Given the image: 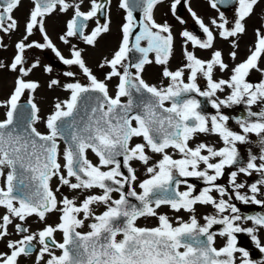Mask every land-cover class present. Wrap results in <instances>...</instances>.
Listing matches in <instances>:
<instances>
[{"label": "snow or ice", "instance_id": "snow-or-ice-1", "mask_svg": "<svg viewBox=\"0 0 264 264\" xmlns=\"http://www.w3.org/2000/svg\"><path fill=\"white\" fill-rule=\"evenodd\" d=\"M110 2L89 0V10L82 11L84 0H33L25 34L15 45L17 51L12 63L0 64L19 72L13 92L7 100L0 101V107L7 109L6 119L0 120V208L5 210L0 215V240L11 235L9 226H14L22 236L7 241L9 251L0 252V264H18L19 257L31 255L35 250L33 241L40 245L36 264H238L237 253L239 264H264V261L253 262L250 253L237 246L236 236L246 233L259 252L264 253L257 235L264 229V214L242 216L236 204L230 202L233 196L229 189L217 183L226 167L238 165L229 174L235 199L264 206V200L257 199L264 186V108L251 111L253 105L264 103V80L259 83L248 80L252 70L264 72L259 66L264 58V31L256 30L254 47L246 60L231 69L228 79L214 78L217 68L221 72L229 68L221 50H213L210 59L203 60L187 47L190 44L193 48L214 49L218 35L230 41L233 49L238 48L235 38L246 32V18L259 0H235L238 7L231 22L218 4L228 5L233 0H209L219 13L218 19L211 20L218 33L189 7L206 38L201 39L188 30L181 33L186 63L175 71L167 67L174 45L172 26L167 21L158 23L154 17V9L164 0H120L119 6L126 12L121 26L122 41L112 58H105L99 65L110 68L104 80H100L86 65L83 50L71 44L69 38L76 37L94 46L97 37L110 30V21L101 23L98 18V14L107 16ZM180 4L181 0H172L170 10L174 16ZM20 5L21 0H0V33L18 30L13 13ZM57 8L60 12L72 9L74 13L67 22L66 32L60 36L70 46L71 58L61 54L44 27V18ZM136 11L142 14L140 18L134 15ZM176 18L185 23L179 16ZM92 20H96V27L86 34ZM34 30L43 34L44 43L28 42ZM0 47H4L2 40ZM31 48L51 49L64 65L78 66L88 81L83 84L75 79V72L66 71L64 76L72 78V82L63 85L58 79L49 82V88L63 87L70 96L54 104L45 121L47 133L35 127L41 119L40 109L31 94L40 85L25 79L40 66L39 60L30 65L26 61L25 52ZM133 51L140 54L134 63L129 57ZM150 53L155 54L154 61L149 58ZM229 56L235 60L237 52L233 50ZM153 62L165 65L162 76L169 81L166 86L158 87L142 78L145 65ZM45 71L51 73L53 69L49 65ZM198 77L206 81L203 90L197 83ZM113 78L118 83L115 94L110 95L107 82ZM226 89L229 90L226 98L212 99ZM26 91L30 94L27 107L19 103ZM191 94L208 98L216 114L209 117L201 111L200 101ZM122 98H127L126 102ZM241 103L248 106L247 118L236 121L242 134L231 130L227 126L229 116L220 112L222 107ZM197 133L218 135L224 147L217 149L207 143L191 147L189 142ZM250 133L261 137V152L259 156L249 154L246 165H240L236 144L246 143ZM135 138L142 142L133 143ZM61 141L65 144L63 150ZM169 149L179 153L180 158H174ZM89 152L98 158L97 163L88 158ZM149 152L160 159L152 162ZM133 161L143 164L147 173V178L138 184L139 192L134 187L138 176ZM253 172L261 179L247 185L251 195L242 193L246 184L237 183L238 175L251 176ZM187 178L203 179L207 187L194 194L196 186L189 184ZM54 179L59 181L55 189ZM182 184L187 190H180ZM65 186L74 193H84L83 198L64 195L61 189ZM213 192L219 193L220 199ZM114 193L119 198H114ZM198 204L211 205L217 213L205 216L203 225L193 214L188 221L178 217L174 226L167 215L157 212L167 205L175 212L195 213ZM101 205L105 210L97 214L94 206ZM51 213L59 214L55 225L46 223ZM33 216L45 222L38 232H29L25 226ZM141 217H158L159 224L153 228L139 227L136 222ZM17 220L19 223H15ZM89 220L92 222L85 225ZM242 220L251 221L253 226L241 227L237 222ZM214 225H221V230L211 231ZM85 226L90 230L77 231ZM57 232L62 233L63 242L56 240ZM118 235L123 238L118 240ZM217 235L225 238L219 248L215 246ZM56 249L61 251L60 255Z\"/></svg>", "mask_w": 264, "mask_h": 264}, {"label": "flooded vegetation", "instance_id": "flooded-vegetation-1", "mask_svg": "<svg viewBox=\"0 0 264 264\" xmlns=\"http://www.w3.org/2000/svg\"><path fill=\"white\" fill-rule=\"evenodd\" d=\"M77 2H78V0H77ZM101 2H103V0H101ZM171 3H172V0H164V2L162 4H165L166 6H168L167 11H164V8H162V6H161L162 4L158 5L154 9V17H155V19H156V21L158 23H163V22L167 21L172 26V32L174 34V46L177 47V51H176L177 54L173 57V59H175L176 62H178L179 66L182 67V63H185V62H182V63H179V62L185 60V58H183L182 54H181L182 49L184 48L185 45H184V40H183L184 38L182 37L181 33L184 30H188V31L193 32V34L199 36L201 39H205L206 38L205 35L202 33V30L199 29L198 25H196L192 15L188 11V8L190 7L196 13V15L203 20L205 25L209 26L213 30L214 33H218V29H216L211 24V20L213 18H217L218 19L219 18V13L210 6L209 0H181V4L177 6L176 15L174 16L173 14H171L167 18L168 13H172L171 10H170ZM119 5H120V0H111L110 4H108L107 16L98 14V18H99L101 23H105V22H109L110 21V25H109L110 30L107 33H102L100 36H98L94 46L87 45V44H85L83 42L82 39H78L76 37L69 38L70 41H71V44H74V45L77 46V48L83 50L82 51V56H83V58L85 60L86 65L92 70L93 74L96 75L97 78L100 79V80H104L105 75H106L107 72L110 71V68L109 67L101 68L99 66H96L95 63H94V59H97L99 56H100L99 59L102 58V57H104V59L105 58L111 59L112 55L114 54V52L116 50H118V48H119V46L121 44V41H122L121 26L125 22L126 12H125L124 9H121ZM89 7H90L89 0H84V3L81 5V10L82 11H88ZM218 7H219L220 11L224 12V15L229 19L230 22L234 20V18L236 16V9L238 7V5L236 4L235 0H233V3L228 4V5H219L218 4ZM31 10H32V8H30L28 14H30ZM253 11H254V9H253ZM15 13H16V10L13 13L14 17H16ZM55 13L56 14L58 13V17L60 18L61 23H58L56 21V22L52 23V26L53 25L61 26V29H62V30H60L61 33H58V35L54 36V38H53L52 34L48 30H46V29L45 30L47 32L48 37L51 39L52 42L55 39L56 43L57 42L60 43L58 46H55V47L61 52V54L65 58H71V56H70V52H71L70 46L64 44L63 41H61V39L60 40H56V38H58L59 36L63 35L66 32V30H67V22L72 18L73 14H74L73 10L69 9L67 12H59V8H57L56 11H54L53 13H51L50 15H48V16H46L44 18V23H45V21H47V18H48V21H49V19ZM134 15L137 16V18H140V16L142 14L139 11H136V12H134ZM177 16L182 18L185 21V23H183V24L180 23L177 20V18H176ZM248 18H246V20ZM46 25H47V23H46ZM247 26L249 27V29L247 28ZM95 27H96V20L89 21L88 22V28L85 30L86 34H90V32ZM245 27H246V32L250 31V25L248 23H246V22H245ZM117 28H118V31H119V35L116 32ZM24 30H25V25L22 27L21 24H19L18 32L20 34H25ZM246 32L241 34V35H239L237 38H235L237 40V43H238V48H236V49L232 48L230 41H225L222 38H220L218 35L216 36V39H215V42H214V49L204 50V49H199V48H193L190 44L187 47H188L189 51H194L195 54L199 58H201L203 60L210 59L211 52L213 50H215V49L221 50L222 53H223L224 62L229 65V68H228V70H226L224 72L219 71V69L217 68L216 71H215V74H214V78L217 79V80H219V79H228L229 76L231 75V69L234 68L240 62L246 60L248 55L250 54V52H249L246 56H244L243 47H244L245 42H246V39H245L246 38V36H245ZM9 35L11 36V33ZM35 36H36V33L34 31L33 35L30 36V37L32 39ZM42 36H43V34H42ZM19 37H20V39L22 38L20 35H19ZM103 37H104L105 41H109L110 45L112 44V47L110 45H107V51L104 54L99 55V53H97L98 50H99L98 47L100 46L99 44H100L101 39ZM7 39H8L7 38V34L0 33V40H2V43H3L4 47L6 45H8V43H9V41ZM105 41H102V42L104 43ZM40 43H44V40H42ZM143 43H144V46H146V42H143ZM228 48H230L229 51H228ZM33 49L35 51H38V52L42 51L43 57L39 58V57H36L35 54H33L31 57L25 56L26 57V61L29 62V63H34L36 60H39L40 61V66H41V63L43 64L42 65L43 69H45V66H49L50 65L52 67V69L56 68L57 70H60V71L64 70L66 72L67 70L73 69L74 66H75V65H73V66L64 65L55 56L54 52L51 49L31 48L30 50L32 51ZM233 50H235L237 52V57H236L235 60H232L231 57L229 56V53L231 51H233ZM16 51L11 55V58L8 61V65H10L12 63L13 58L16 55ZM131 54L132 55H131L130 61H132V59H134V58L137 59V57L140 56V54L136 53L135 51L131 52ZM172 56L173 55H171V57ZM149 58L154 61L155 54L154 53H150L149 54ZM91 60H92V62H91ZM153 63H155V62H153ZM150 65L149 64L145 65L144 71L142 73V78L149 84L156 85L158 87L161 86V85L166 86L169 83V81L167 79L162 80L159 83H153V82H151L149 80L150 79L149 76H148L149 74L150 75L151 74H156V71L152 72V70L150 69L151 68ZM155 65H157V64H155ZM157 66H159V65H157ZM39 69L41 70V68H39ZM177 69L178 68H175L172 71H175ZM60 71H59V74L57 76H59V75L64 76V72H60ZM12 73H16L19 76V72L18 71L12 72ZM187 75H188V73L186 71L185 72V80L186 81H187ZM248 80L250 82L254 83V80L253 81L251 79H248ZM107 83L109 85L110 95H114L115 92H113L111 90V88H112V85L114 83H116V84L118 83V79L117 78H113L111 81H108ZM197 83L201 86L202 90L206 88V81L203 78H199L198 77ZM15 86L12 88V90L15 88ZM113 89L115 90V87ZM219 94L228 95L229 94V90L226 89L223 93L218 92L216 95H219ZM191 95L195 96V98L200 101V103H201V111H203L209 117L216 114L217 110L212 108L210 100L208 98L200 97V96H198L196 94H191ZM122 99L124 100V102H126V100H127V98H122ZM212 99H216V97H213ZM166 106H169V105H166ZM220 112L222 114H224V115L229 116V120H228V123H227L229 125V128H238V126L235 124V122L234 123L231 122V117H234V119H236L238 117L237 114H232L231 113V115H230L227 107H222L220 109ZM239 115H242V112ZM4 119H6V116L3 117V118H0V120H4ZM207 134L212 135L211 137H216L217 139H214V141H218V142L221 143L220 146L215 147V148L219 149V148L224 147V144H223V141L221 140V138L218 135L211 134V133H197L195 135V137L189 142L190 146L191 147H195L199 143L208 142L209 139H208V136H206ZM259 139H260V137H259ZM62 142L63 141L60 142L61 148H62V146L65 147V144H63L64 142L63 143ZM141 142H142V139H141ZM244 146H245V144L243 145V147H237V151L239 153V164L240 165H246L247 158H248L249 154L253 155V153H251L246 148H244ZM168 151H169L170 154L173 155L174 158H180L179 153L175 152L174 150L169 149ZM149 155L153 156V161L152 162H155L156 160L160 159L159 155H157V154H152V153L149 152ZM213 162H215V161H213ZM203 167L204 166L201 165V168H203ZM237 168H238V165H233V166L230 167V169H237ZM228 170H229V167H226L225 170H224L225 171L224 176L221 177L217 181L218 184H221V185L225 186L226 188H228V186H230ZM142 172H143V175H144L143 179H146L147 178V173H146V170H145V166L143 164H142ZM125 174H127V172H125ZM227 177H228V180H227ZM259 178H261L260 175L258 173H255V172H253L251 176H246V175L242 174L241 176H239V179L237 177V179H238L237 183H239V182H241V180H243V182H241V183H246L247 182V184H246V186H247V185H249L250 183L254 182L255 180H257ZM187 180H188L189 184H194L196 186L197 192L194 193V194H198L199 190H202L204 187H207V185L205 184L203 179L187 178ZM180 190L181 191L187 190L186 189V185L182 184L180 186ZM139 191L140 190H137V192H139ZM212 195L214 197H216L217 200L220 199L219 193L213 192ZM232 196H233V198H232L231 201L233 202V200H235L234 204H236V206L240 209V214L242 216L264 214V211H262L261 208H258L257 205H256V208H258V209L251 208L248 211H245L244 208H242L244 203H242V202L240 203V201L236 200L235 197H234V194H232ZM224 199L227 200L228 197L226 196V197H224ZM248 204H250V203H248ZM4 212H5V210L3 208H0V215H3ZM193 214L196 215V217H197L198 221L200 222V224L203 225L205 223V221H204V217L205 216H207V215H216L217 213H216V210H214L211 205H200V204H198L195 207V213H191L189 215V218ZM30 218H34V220H35V216L30 217ZM30 218L27 220L28 224L30 223ZM189 218H188V220H189ZM53 220H54V217H53ZM27 222H26L25 226L28 227ZM47 222H49V221H47ZM16 223H19V221L17 220ZM237 223H239L241 225V227H244V228L253 226L252 222H251V224H246L243 220L242 221H238ZM47 224H52V223H47ZM52 225H54V224H52ZM137 226H139V227H147V228L157 227V226L147 225V224H144V223L140 224V225L137 224ZM33 227L35 228V226H33ZM44 227H45V225L43 227H41V229H43ZM221 228H222L221 225H214L213 229L211 231L219 232L221 230ZM89 230H79V229H77V231H80V232H87ZM9 231H10L11 235L9 237H7L5 240H0V252H5V249H7V241L8 240H19V239L22 238V236L20 237L21 234L18 235V233H16L11 228V226H9ZM30 232H36V229L30 230ZM56 234H55L56 240L59 241V242H63V238L61 240H58ZM243 235H244V233H237L236 234V236H237V246L247 250L250 253V258L253 260V262L259 261L260 260V256L259 257L256 256L257 253L260 254L259 250L256 247L248 246L247 243L244 240V236ZM122 238H123L122 235H118L117 236L118 240H120ZM224 243H225V238L220 237V236L217 235L216 236L215 246L217 248H219V247H222L224 245ZM243 244H245V246H243ZM33 245L35 246V250L32 253V254H34V256L32 258L36 259V256L38 254V250L40 248V245L36 241H33ZM181 251H183V249H181ZM236 255L238 257V264H239V256H240V254L237 253ZM45 258L47 259L48 257L46 256ZM18 264H20V257L18 259Z\"/></svg>", "mask_w": 264, "mask_h": 264}, {"label": "rangeland", "instance_id": "rangeland-1", "mask_svg": "<svg viewBox=\"0 0 264 264\" xmlns=\"http://www.w3.org/2000/svg\"><path fill=\"white\" fill-rule=\"evenodd\" d=\"M33 1L32 0H21V5L18 7V9L16 10L15 13V18L18 21V26L19 24H21V26L23 27L26 23V21L29 18V10L30 8H33ZM162 8H164V11H167L168 6H166L165 4L161 5ZM60 12V11H59ZM173 13H168V16H170ZM58 22L61 23L60 18L58 17V13L54 14L48 21H45L44 23V27L46 30H48L53 38L54 36L58 35V33H61L60 30L61 26L58 25H53L54 27H52L51 23L54 22ZM246 23H248L250 25V31L246 32L245 36H246V42L245 45L243 47L244 49V56H246L250 51L251 48L254 47L255 43H256V30L260 29L262 31H264V0H259V3L254 6V11L251 14V16L245 21ZM47 23V25H46ZM247 28L249 29V27L247 26ZM36 33V36L33 37L31 39V37H29V41H36V42H41L43 39L42 33L39 30H34ZM116 32L119 35V31L118 28L116 30ZM23 37L24 34H20L18 32V30L14 31L11 33V36L9 34H7V40L9 41L8 45H6L4 48L0 47V64L3 65H8V61L11 58V55L16 51V43L20 40V37ZM174 36V34H173ZM255 37V38H254ZM254 38V39H253ZM56 40H60V36L58 38H56ZM184 40V39H183ZM102 41L104 40V37L101 39L100 42V46L98 47V52L99 55L104 54L107 51V45H110L109 41H105L104 43ZM55 46H58L60 43L55 41V39L52 42ZM112 47V44L110 45ZM230 48H228L229 51ZM177 47L173 45V52H172V57H170L167 67L170 70H173L175 68H179V64L178 62H176L175 59H173V57L177 54ZM33 54H35L36 57L42 58L43 54L42 51L38 52L35 51L34 49L31 51L30 49H27L25 52V56L31 57ZM182 57L185 58L184 56V48L182 49ZM100 57V56H99ZM99 57L97 59H94V63L96 66H99L101 63L104 62V57L100 58ZM99 59V60H98ZM92 62V60H91ZM185 62L186 60L180 61L179 63ZM182 63V66L185 64ZM28 64L30 65L31 63L28 62ZM156 63H152L150 65V69L152 70V72L156 71V74H149V80L153 83H159L162 80H165V78L162 76V71L163 68L165 67V65H155ZM42 63L41 66H39L36 69H33V71L29 74L28 77H26V80H30V81H36L39 83L40 87L31 94L32 98L34 99V102L37 104L38 108L40 109L39 112V116H40V121L37 122L35 124L36 128L41 132V133H47L48 129L46 128V124L45 121L48 117V115L51 114V112L54 109V104L58 101H63L69 98L70 93L65 91L63 89V87H59V86H54L52 88H49V82L52 79H58L61 82V85L68 83V82H72V78L66 77V76H62L59 75V71L56 68H53V71L51 73L46 72L45 69H43L42 67ZM260 68L264 69V58L261 59L260 64H259ZM41 68V70L39 69ZM67 71H73L76 73V80H79L81 83L86 84L88 83L87 78L83 75L82 71L79 69L78 66H74L73 69L67 70ZM13 71L10 70L9 67H0V101H5L9 98V96L11 95V93L13 92L12 88L15 86V81L18 77V75L16 73H12ZM60 72H65L64 70H61ZM248 79H251L252 81L254 80V83H259L261 80H264V72H260V71H256V70H252L249 74ZM116 83H114L112 85L111 90L113 92H115V90L113 89L115 87ZM113 94V93H112ZM226 94H219L216 95V98L218 97L219 99H224L226 98ZM30 98V94L26 91L20 99L22 100H26ZM262 108H264V103H258L256 105H253L251 107V111L253 112H259ZM229 114H237L238 117L236 119H234V117H231V122L234 123L238 126V128H230L231 130L237 132V133H241V129L239 127V124L236 122L237 119L239 118H247V112H248V106L245 103H241L238 105H232L231 107H227ZM6 111L7 109L5 107H0V118H3L6 116ZM242 115H239L241 114ZM227 126L229 127V125L227 124ZM242 134V133H241ZM202 135V134H201ZM203 136V135H202ZM206 136H208L209 141L206 142L209 145H212L214 147H218L221 145L220 142L218 141H214V139H217L216 137H211L212 135L207 134ZM210 137V138H209ZM261 139V137H260ZM260 139L258 136H256L255 134H248L247 137V142L246 143H239L237 142L236 144V148L237 147H243V145L245 144L244 148H246L248 151H250L251 153H253V155L259 156L260 152H261V145H260ZM141 139L140 138H135L133 140V143H140ZM63 143V142H62ZM64 144V143H63ZM63 146L61 148V150H63ZM259 153V154H258ZM252 155V154H251ZM88 158L95 164L98 162V158L91 152L88 153ZM61 163H63V160H61ZM257 163H259V161H257ZM132 166L136 169V174L138 176V181L136 182V184L134 185V187H136V190H140L138 187V184L140 181L143 180V172H142V164L139 161H133L132 162ZM237 169H230L228 170V176L230 174L231 171H236ZM256 173V172H255ZM242 174L238 175V179L239 176H241ZM237 179V181H238ZM261 179V178H259ZM259 179L255 180L254 182L258 181ZM228 180V177H227ZM74 182V181H73ZM241 182H243V180H241ZM239 182V183H241ZM252 182V183H254ZM59 184V181L54 179L52 181V187L55 189ZM247 184V182L245 183ZM251 184V183H250ZM249 184V185H250ZM229 189V193L232 195V189H231V185L228 186ZM61 191L63 192L64 195L68 196L69 198H72L74 196H78L80 199L83 198L84 193L81 192H73L72 190H70L69 188H67L66 186L63 187L61 189ZM95 192L99 193L100 190L96 189L94 190ZM242 193H247L248 195H251L248 187L246 186L245 189L241 190ZM57 196L59 197L60 194L57 193ZM114 198H119L118 194L114 193L113 194ZM257 199L260 200H264V186L261 187V193L257 194ZM232 202V201H230ZM235 200H233L232 203H234ZM77 203H79V200H77ZM241 203V202H240ZM96 213L99 214L101 212H103L104 206H94ZM258 208H261L262 211H264V206L262 205H257ZM213 208V207H212ZM245 211H248L251 208H256L255 204H244L243 207ZM256 208V209H258ZM214 209V208H213ZM215 210V209H214ZM157 212L159 214H164V215H168L169 219L172 221L173 225L175 226L177 223V218H182L183 221H188L189 215L191 213L186 212L181 210L180 212H174L170 207H168L167 205H162L159 209H157ZM54 217V220H53ZM49 221V222H47ZM17 221H15L16 223ZM59 222V214L58 213H51L48 215L46 223H52V224H56ZM92 221H86L85 225L91 223ZM246 224H251V221H244ZM138 225L140 224H147V225H152V226H158L159 224V220L158 217H142L140 219L137 220L136 222ZM28 224V222H27ZM45 225V222H41L38 220L37 217L34 218H30V223L28 224L29 227V232L32 229H36V232H38L41 227H43ZM35 226V228L33 227ZM11 228L16 232L14 226H11ZM79 230H89V228L87 226L80 228ZM17 233V232H16ZM18 235H20L18 233ZM57 238L58 240H61L63 238L62 233L57 232ZM257 235L259 236L262 245H264V229L260 230ZM244 240L247 243L248 246L251 247H256L254 242L251 240V238L244 233ZM21 237V235H20ZM243 246H245V244H243ZM9 249H5V252L8 251ZM56 254L60 255L61 251L59 249H56ZM34 256V254L30 255V256H21L20 257V264H36V259H33L32 257ZM257 257L260 256V260L259 261H264V253H257L256 254ZM46 259V258H45Z\"/></svg>", "mask_w": 264, "mask_h": 264}, {"label": "water", "instance_id": "water-1", "mask_svg": "<svg viewBox=\"0 0 264 264\" xmlns=\"http://www.w3.org/2000/svg\"><path fill=\"white\" fill-rule=\"evenodd\" d=\"M136 53H137V52H136ZM131 55H132V54L130 53V54H129V57H130V58H131ZM138 58H139V57H137V59L134 58L135 60L132 59L131 62H133V63L136 62V61L138 60ZM27 101H28V100H27ZM27 101H26V100H24V101H20L19 103H20L22 106L27 107ZM122 171L127 172V170H126V169H123V168H122ZM129 199H130V201H131L132 203L139 204V202H138V201H135L134 198H129Z\"/></svg>", "mask_w": 264, "mask_h": 264}, {"label": "bare ground", "instance_id": "bare-ground-1", "mask_svg": "<svg viewBox=\"0 0 264 264\" xmlns=\"http://www.w3.org/2000/svg\"><path fill=\"white\" fill-rule=\"evenodd\" d=\"M52 24V23H51ZM52 27H54V26H52ZM116 35V34H115ZM117 36V35H116ZM115 39V38H114Z\"/></svg>", "mask_w": 264, "mask_h": 264}]
</instances>
